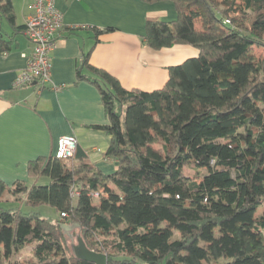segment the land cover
I'll return each mask as SVG.
<instances>
[{
    "label": "trees",
    "instance_id": "1",
    "mask_svg": "<svg viewBox=\"0 0 264 264\" xmlns=\"http://www.w3.org/2000/svg\"><path fill=\"white\" fill-rule=\"evenodd\" d=\"M142 1L176 11L170 23L146 20L149 48L198 55L151 92L122 88L85 55L94 78L80 68L77 78L100 92L108 124L95 128L117 170L101 174L75 151L29 162L28 177L47 185L0 180V264H90L69 255L65 224L80 225L106 264H264V215H252L264 203V56L254 52L264 40L248 30L264 31V0ZM0 17L14 26L12 0H0ZM42 206L57 217L33 211Z\"/></svg>",
    "mask_w": 264,
    "mask_h": 264
},
{
    "label": "crops",
    "instance_id": "2",
    "mask_svg": "<svg viewBox=\"0 0 264 264\" xmlns=\"http://www.w3.org/2000/svg\"><path fill=\"white\" fill-rule=\"evenodd\" d=\"M13 1L14 26L0 17V180L7 186L32 184L29 162L53 157L57 141L67 135L76 138L77 153L85 155L96 171H116L117 162L106 156L110 137L95 128L108 124L100 92L90 81L78 80L77 71L94 78L82 65L88 54L89 66L106 71L126 90L161 89L168 67L198 55L190 45L152 50L144 42L147 19L166 23L176 19L173 3L54 0L63 26L50 54L49 81L14 87L32 53L20 27L33 12V0H16L18 5ZM108 28L112 31L96 33Z\"/></svg>",
    "mask_w": 264,
    "mask_h": 264
},
{
    "label": "built area",
    "instance_id": "3",
    "mask_svg": "<svg viewBox=\"0 0 264 264\" xmlns=\"http://www.w3.org/2000/svg\"><path fill=\"white\" fill-rule=\"evenodd\" d=\"M33 12L26 19L24 37L32 46V53L26 65L14 82V87L32 84L43 86L50 78V54L56 46V36L62 29V14L56 8L54 0H33ZM229 24V20L224 21ZM77 141L73 135L61 137L56 144L53 157L57 160H68L74 156ZM77 196L72 192L71 197ZM97 198V194H93ZM61 214L60 218H65Z\"/></svg>",
    "mask_w": 264,
    "mask_h": 264
},
{
    "label": "rangeland",
    "instance_id": "4",
    "mask_svg": "<svg viewBox=\"0 0 264 264\" xmlns=\"http://www.w3.org/2000/svg\"><path fill=\"white\" fill-rule=\"evenodd\" d=\"M18 2V1H17ZM13 3L15 4L16 3V0L13 1ZM16 5H18L16 3ZM197 27V26H195ZM247 28V27H245ZM250 30L251 32L254 31L255 34H257L258 36L261 37V40H264V31L261 30L260 28H257V29H248ZM254 52L258 55V56H264V48H261V47H255L254 49ZM202 170V173L205 174L207 172V169H201ZM189 171L187 170V173ZM34 183L37 185V186H44V185H47L49 183V179L45 176H41V177H38ZM33 211L35 212H38L40 214V216L42 218H45V219H50V220H54L56 217H57V214L56 212L48 207V206H42V207H38V208H35L33 209ZM253 217H258V216H261V215H264V203L259 206L253 213H252ZM61 233H62V237H63V240L65 242V245H66V248H67V251L69 253V255L71 257H73L72 255V250H71V246L72 244H76V236L77 235H80L81 236V230L79 229H74L70 234H71V237L69 236V234L63 232V230L61 229ZM175 234V237H179L178 233L177 232H174ZM82 238V237H81ZM74 258V257H73Z\"/></svg>",
    "mask_w": 264,
    "mask_h": 264
},
{
    "label": "water",
    "instance_id": "5",
    "mask_svg": "<svg viewBox=\"0 0 264 264\" xmlns=\"http://www.w3.org/2000/svg\"><path fill=\"white\" fill-rule=\"evenodd\" d=\"M33 85H35V83ZM76 228L81 230V226L77 224H73L70 226L68 225L61 226L63 232L69 234L70 237H71L70 233ZM71 250L73 257L77 260L84 261L90 264H106V256L104 254L89 250L85 246L80 235L76 236V244H72Z\"/></svg>",
    "mask_w": 264,
    "mask_h": 264
}]
</instances>
